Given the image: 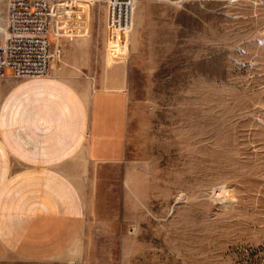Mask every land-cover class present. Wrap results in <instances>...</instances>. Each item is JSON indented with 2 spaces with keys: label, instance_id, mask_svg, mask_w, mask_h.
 Instances as JSON below:
<instances>
[{
  "label": "rangeland",
  "instance_id": "obj_1",
  "mask_svg": "<svg viewBox=\"0 0 264 264\" xmlns=\"http://www.w3.org/2000/svg\"><path fill=\"white\" fill-rule=\"evenodd\" d=\"M63 8L61 76L0 77V264H264V0Z\"/></svg>",
  "mask_w": 264,
  "mask_h": 264
},
{
  "label": "built area",
  "instance_id": "obj_2",
  "mask_svg": "<svg viewBox=\"0 0 264 264\" xmlns=\"http://www.w3.org/2000/svg\"><path fill=\"white\" fill-rule=\"evenodd\" d=\"M71 1L0 0V77L29 78L48 74L56 41L55 20L69 11L63 8L55 14L54 5ZM100 1L106 6L110 31L126 32L128 36L132 8L139 0H96ZM125 39L120 43L122 48Z\"/></svg>",
  "mask_w": 264,
  "mask_h": 264
},
{
  "label": "crops",
  "instance_id": "obj_3",
  "mask_svg": "<svg viewBox=\"0 0 264 264\" xmlns=\"http://www.w3.org/2000/svg\"><path fill=\"white\" fill-rule=\"evenodd\" d=\"M58 49V51H60V43L58 42L57 45H55ZM73 59V58H72ZM77 64H79V60L73 59ZM123 63L122 60H118V59H113L111 61V66L109 65L107 69H115L117 66H121ZM63 66H68V63H66V61L63 59V57L61 56V54L59 55L54 53V60H53V64L51 65V69L50 72L52 74V78L57 79L58 76H61L63 69L65 70V68ZM67 69V68H66ZM68 70V69H67ZM66 70V72H68ZM124 72V70H123ZM90 102V97L88 96L87 99V106L89 105ZM4 109H5V104L3 105ZM93 108V107H92ZM0 124L2 127V139H0V164L3 163V171L8 169V156H9V143H10V135H9V131H10V121L7 123V121L5 119H1L0 120ZM9 128V129H8ZM106 130H110V129H106L104 124H102V120L100 119H95L93 122V126L92 129L89 133V137L91 138V143H92V148L95 144L99 143V134L103 133ZM111 131V130H110ZM104 135V133H103ZM105 135H107L105 133ZM110 139L107 136H105V139ZM95 148V147H94ZM101 158V162H111L112 157L109 156H104V157H100ZM0 208L2 209L1 213H0V235L3 238H7L9 235L12 234L13 232V227L11 226V221H12V216L11 214H9L8 208H6V205L2 208V205L0 203ZM32 211V210H31ZM27 213V212H26Z\"/></svg>",
  "mask_w": 264,
  "mask_h": 264
},
{
  "label": "bare ground",
  "instance_id": "obj_4",
  "mask_svg": "<svg viewBox=\"0 0 264 264\" xmlns=\"http://www.w3.org/2000/svg\"><path fill=\"white\" fill-rule=\"evenodd\" d=\"M76 0H72L70 3H74ZM81 1V0H80ZM66 3V2H65ZM65 3H62V2H57L55 5H54V10H55V14L57 13L58 9L60 7H63L65 5ZM138 4V2H136L134 5H133V8H132V22H131V28H132V25H133V17H134V11H135V7L136 5ZM121 34H124L126 32H120ZM54 58V55H53V52H52V59H51V63H52V60ZM51 69V67H50Z\"/></svg>",
  "mask_w": 264,
  "mask_h": 264
}]
</instances>
